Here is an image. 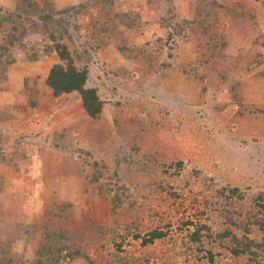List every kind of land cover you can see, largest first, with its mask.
<instances>
[{
	"label": "rangeland",
	"instance_id": "374dc122",
	"mask_svg": "<svg viewBox=\"0 0 264 264\" xmlns=\"http://www.w3.org/2000/svg\"><path fill=\"white\" fill-rule=\"evenodd\" d=\"M56 43L96 119L46 86ZM257 196L264 0H0V264H264Z\"/></svg>",
	"mask_w": 264,
	"mask_h": 264
},
{
	"label": "trees",
	"instance_id": "16d2710c",
	"mask_svg": "<svg viewBox=\"0 0 264 264\" xmlns=\"http://www.w3.org/2000/svg\"><path fill=\"white\" fill-rule=\"evenodd\" d=\"M55 52L58 56L59 62L55 63L49 69L45 81L46 86L52 91L54 97L72 93L78 94L80 97L82 108L87 116H89L91 119H96L101 113L103 102L100 100L96 89L86 87L87 71L85 69H78L75 66L74 60L65 45L56 43ZM234 195H239L238 188L227 189V198L228 196ZM224 197L226 196L224 195ZM256 200H259L256 204L258 212L263 213L264 203L262 201V198L260 196H257ZM199 235V232H196L193 233L190 238L192 241L196 242L199 239ZM228 235H230V232H228V230H225L224 236ZM147 236L148 238L143 240L144 245H146L147 243H152L155 239L163 237V233L154 230L151 231ZM243 240L244 241L241 240V243L234 242V247L229 246L226 249H228V252L234 257H238L244 254L246 251L251 256L248 264H257V257H259L258 252L250 251L252 243L246 238H244ZM257 247V249H261V245H258ZM207 257L210 262H213L214 256L212 252L208 251ZM7 263L9 264V262ZM124 263L128 264V262Z\"/></svg>",
	"mask_w": 264,
	"mask_h": 264
}]
</instances>
